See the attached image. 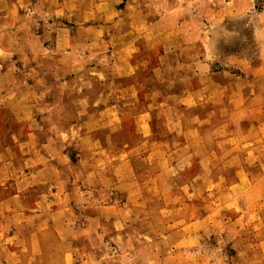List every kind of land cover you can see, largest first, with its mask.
<instances>
[{"label":"rangeland","instance_id":"obj_1","mask_svg":"<svg viewBox=\"0 0 264 264\" xmlns=\"http://www.w3.org/2000/svg\"><path fill=\"white\" fill-rule=\"evenodd\" d=\"M254 23L237 0H0V264H264V76L237 66ZM115 202L125 223H90Z\"/></svg>","mask_w":264,"mask_h":264},{"label":"crops","instance_id":"obj_2","mask_svg":"<svg viewBox=\"0 0 264 264\" xmlns=\"http://www.w3.org/2000/svg\"><path fill=\"white\" fill-rule=\"evenodd\" d=\"M237 16L238 17H245L246 19H249V22H251L252 20H254L256 23H254V31H253V36L257 39L258 37L261 40V46L259 48V52H258V56H257V60L256 62H251L248 61L247 58H238L237 57V66L239 67L240 71L243 73L241 74V76H238L239 78L243 77L245 79H249V80H253L250 84L251 87L254 86L253 82L256 81V78L264 76V8L257 10L255 8V0H237ZM58 70H62V68L58 67ZM59 71L57 73V71H55V79L58 80V82L60 81L59 78H62L61 75L59 76ZM237 77V83L241 84L239 85V87H237V98L241 99V95L243 94L245 96V98H247V95H245L246 93H243V89L245 88V85L247 83H243L242 80L238 79ZM64 80V79H63ZM66 80V79H65ZM66 82V81H65ZM237 84V85H238ZM249 84V85H250ZM253 89V88H252ZM252 91V90H250ZM202 91L196 89H191L188 90L186 92V97H188L189 99L192 98H199V94H201ZM241 93V94H240ZM109 93H100V94H96L97 97H93V99H91V97H87V98H79L81 101V105L77 106V115H81V114H86L89 108L90 111V115L92 116V118H97L99 119L100 117L98 116H94V115H98V114H105V111L110 110V105L113 106L112 104H106V109H102L101 111L98 110L97 106H98V100L101 98H105L108 102V98H109ZM249 93L248 98L250 97ZM254 94V93H253ZM200 98L202 99L201 95ZM255 98V97H254ZM62 101H64V99L62 98ZM83 102V105H82ZM58 103V102H57ZM59 105V103H58ZM114 107V106H113ZM99 111V112H98ZM111 112V111H109ZM52 122V121H51ZM120 122V120H119ZM51 127L48 128L49 131H53L56 130L54 128V126L50 123ZM58 132V131H57ZM59 132L62 133L63 130L59 129ZM59 139L57 137L55 138H51V139H47L44 143H41V148L44 149V155L42 156V164H54L55 162L60 163V161L62 162V155H63V150L65 146H62V148H55V144H58ZM140 146H144V147H148V149H154L157 148L158 145H156L154 142H150L149 140H145V141H141V145ZM99 147H103V146H99ZM106 148H108V150H113L116 149V153H121L120 155H114V154H110L111 156V160H112V170L113 172L111 174H109L110 169L108 170V172L106 173L108 176V180L110 182L113 181V183L115 182V180H117L119 177L118 175L120 173H123L121 171V168L123 164H125L126 162H128V160H125V158L128 159V157H125L122 154V151H120V149L123 150V152H125L126 150H124L125 148L128 147V145L126 143H121L119 145L118 142L113 141V140H109L108 143L105 145ZM49 148L52 150L53 154L49 153ZM114 159H119L118 161H115ZM93 169H91L92 171ZM92 176V174H90ZM84 210H87V212L89 213L88 215V219L90 221L91 224H96V226L99 224V222L101 221V219L104 218L105 214L106 218L108 220L111 219V221H113V223L116 222H123L125 223L127 220V214L130 212V205L127 203H122V204H116L113 203L107 207L101 208L98 205H88V206H84ZM142 208V207H139ZM58 212V211H57ZM121 220V221H119ZM58 223H60V220H57ZM61 259L65 260L64 257H61ZM66 261V260H65ZM66 263V262H64ZM62 262L57 263V264H64Z\"/></svg>","mask_w":264,"mask_h":264}]
</instances>
